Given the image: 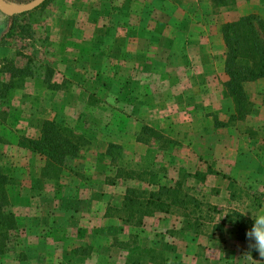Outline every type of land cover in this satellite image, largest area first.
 Segmentation results:
<instances>
[{
    "label": "rangeland",
    "instance_id": "rangeland-1",
    "mask_svg": "<svg viewBox=\"0 0 264 264\" xmlns=\"http://www.w3.org/2000/svg\"><path fill=\"white\" fill-rule=\"evenodd\" d=\"M254 1L264 13V0H44L0 13V82L13 85L0 86V120L28 130L0 129L16 219L0 264H264L246 231L217 227L231 211L264 210V98L254 113L264 90L244 82L249 112L234 118L220 79L221 26ZM17 68L27 75L10 78ZM47 116L87 139L56 182L12 143L36 137ZM117 168L139 176L116 178ZM174 182L216 209L156 211L138 226L117 217L125 186Z\"/></svg>",
    "mask_w": 264,
    "mask_h": 264
},
{
    "label": "trees",
    "instance_id": "trees-1",
    "mask_svg": "<svg viewBox=\"0 0 264 264\" xmlns=\"http://www.w3.org/2000/svg\"><path fill=\"white\" fill-rule=\"evenodd\" d=\"M214 4L225 5L230 0H211ZM11 28V25H10ZM223 40V72L227 80L223 83V94L230 98L233 111L230 117L242 118L250 108V102L243 89V83L264 76V18L258 14H247L221 26ZM27 75L25 70L17 68L9 75ZM1 87H11V81L0 82ZM4 88V89H5ZM3 90V89H2ZM19 147L38 154L43 164L40 175L48 181L56 182L68 158L77 157L86 146L87 139L65 124L53 119L41 122L39 134L32 138L19 136ZM138 173L117 168L116 178L134 179ZM113 182V180H111ZM11 177L0 167V253L5 249L9 232L16 228V219L10 209L8 185ZM231 195V194H230ZM215 210L213 205L202 204L195 197L181 189L178 182L172 185H157L155 189L125 186L120 205L115 213L120 221L131 226L141 224L143 217L158 212H169L172 208L182 210L186 216L193 215L200 206ZM253 219L238 211H231L222 216L217 227L224 224L235 227L237 231H248Z\"/></svg>",
    "mask_w": 264,
    "mask_h": 264
},
{
    "label": "crops",
    "instance_id": "crops-1",
    "mask_svg": "<svg viewBox=\"0 0 264 264\" xmlns=\"http://www.w3.org/2000/svg\"><path fill=\"white\" fill-rule=\"evenodd\" d=\"M242 7H244V8H242ZM242 7L241 8H239V9H244V10H246V12H244V11H242V13L239 15V17L240 16H243V15H247V14H258V15H263L264 13L262 12V7H260V4L259 3H257V2H249L248 4H244L243 3V5H242ZM218 52H220L221 50H217ZM208 58H210L209 57V55H208ZM218 71H219V68L217 69ZM220 72H221V87L223 86V83L227 80V76L224 74V72H223V68H222V66H220ZM207 73H210V74H213L214 72H213V67H211V66H209V70H208V72ZM216 81H214V82H210V83H208V84H214ZM246 83H251L252 84V89L254 90V92H256V93H261L263 90H264V76H262V77H260V78H257V79H255V80H252V81H248V82H246ZM207 85V84H206ZM256 97L258 96V94H256L255 95ZM255 97V98H256ZM259 101L257 102V99H255V105H254V109H255V111H254V113H257V106H258V108H259V110H262V101L260 100V99H263L264 97H263V93H261V94H259ZM39 120H38V127L36 128V131L38 132V130H39V128H40V125H41V122L44 120V119H50V117H45V118H42V117H40V118H38ZM22 120L20 119V118H18V120H16V121H14L13 123V125L12 126H9V125H6L5 124V122H6V120L5 121H3L2 119L0 120V129H2V128H4L2 131L4 132V133H6V134H8V132L10 131V130H13V131H16L18 134L19 133H23V131H28L27 130V128H25V125H24V122H21ZM21 123H22V126H21ZM21 128H22V130H21ZM35 131V128L33 129L32 128V133ZM5 136H7V135H4V137ZM16 138V137H15ZM9 141H11V139L9 138ZM16 141H17V138H16ZM16 141H12V143L14 144V145H16L17 146V143H16ZM235 152V151H234ZM211 154V153H210ZM241 159V156H239V152H235V156H234V161L237 163V164H239L238 163V161ZM224 162H225V160H224ZM235 163V164H236ZM241 168L243 167V168H245L246 167V165L244 164V163H242L241 164V166H240ZM248 167V166H247ZM121 199H122V197L120 198V201L118 202V205H117V207L120 205V202H121ZM23 216V215H22Z\"/></svg>",
    "mask_w": 264,
    "mask_h": 264
},
{
    "label": "clouds",
    "instance_id": "clouds-1",
    "mask_svg": "<svg viewBox=\"0 0 264 264\" xmlns=\"http://www.w3.org/2000/svg\"><path fill=\"white\" fill-rule=\"evenodd\" d=\"M246 214V212L241 213ZM253 225L247 231L246 236L252 243L250 247L255 248L261 257H264V210L252 214Z\"/></svg>",
    "mask_w": 264,
    "mask_h": 264
},
{
    "label": "water",
    "instance_id": "water-1",
    "mask_svg": "<svg viewBox=\"0 0 264 264\" xmlns=\"http://www.w3.org/2000/svg\"><path fill=\"white\" fill-rule=\"evenodd\" d=\"M43 1L44 0H29L22 4H10L4 0H0V13L6 16H13L35 8Z\"/></svg>",
    "mask_w": 264,
    "mask_h": 264
}]
</instances>
